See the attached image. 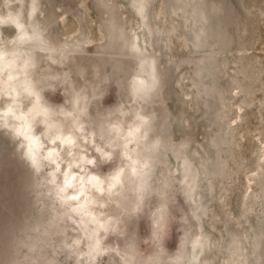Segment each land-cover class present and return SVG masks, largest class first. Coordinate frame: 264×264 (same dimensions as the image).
I'll return each mask as SVG.
<instances>
[{"label":"clouds","instance_id":"1","mask_svg":"<svg viewBox=\"0 0 264 264\" xmlns=\"http://www.w3.org/2000/svg\"><path fill=\"white\" fill-rule=\"evenodd\" d=\"M230 12L0 0V264H264V0Z\"/></svg>","mask_w":264,"mask_h":264},{"label":"rangeland","instance_id":"2","mask_svg":"<svg viewBox=\"0 0 264 264\" xmlns=\"http://www.w3.org/2000/svg\"><path fill=\"white\" fill-rule=\"evenodd\" d=\"M216 6L221 9V11L223 12V16L221 17H225L228 14H231L230 12V7L232 4V0H215ZM225 9H229V11H224ZM231 18V15H229ZM229 25V24H228ZM228 25H222L221 28H225Z\"/></svg>","mask_w":264,"mask_h":264},{"label":"bare ground","instance_id":"3","mask_svg":"<svg viewBox=\"0 0 264 264\" xmlns=\"http://www.w3.org/2000/svg\"><path fill=\"white\" fill-rule=\"evenodd\" d=\"M223 15H224V14H223ZM223 15H222V16H223ZM229 15H231V14H228V15H226L225 17H221V20H220V26L230 24V22H231V18H230Z\"/></svg>","mask_w":264,"mask_h":264}]
</instances>
